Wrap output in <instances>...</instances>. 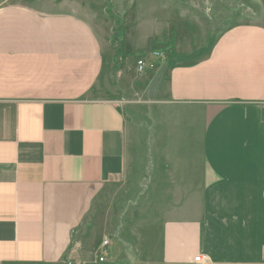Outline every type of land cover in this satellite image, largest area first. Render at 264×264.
I'll use <instances>...</instances> for the list:
<instances>
[{
	"label": "crops",
	"instance_id": "crops-1",
	"mask_svg": "<svg viewBox=\"0 0 264 264\" xmlns=\"http://www.w3.org/2000/svg\"><path fill=\"white\" fill-rule=\"evenodd\" d=\"M103 39L75 14L0 4V264L86 263L145 103L159 136L143 178L168 204L130 242L149 260L156 248V264H264V29L239 24L202 52L156 59L157 88L121 70L116 88Z\"/></svg>",
	"mask_w": 264,
	"mask_h": 264
},
{
	"label": "rangeland",
	"instance_id": "rangeland-1",
	"mask_svg": "<svg viewBox=\"0 0 264 264\" xmlns=\"http://www.w3.org/2000/svg\"><path fill=\"white\" fill-rule=\"evenodd\" d=\"M19 3L44 12L75 14L103 36L105 42L110 41L115 50L112 62L116 65L113 71L116 88H119L118 83L126 84L123 75L129 85H143L149 80V86L159 87L161 81L154 80L155 74L149 66L141 74L135 70L134 60L152 48L164 50L165 58L168 53L184 58L177 53L202 52L230 27L246 24L264 29V0H0V4ZM149 107L150 104L145 103L135 108V120L140 126L134 130L131 129L133 125L129 127L130 137L134 135L136 142L133 141L132 146L135 155L130 174L126 173L103 198L98 215L90 223L92 231L82 251L85 264H110L111 261L125 264L122 261L126 255L132 259L130 264H156L153 263L156 248L150 253L153 258L149 260L141 255L142 250L139 252V237L130 242L133 232L138 234V231L156 228L153 219L161 216L168 204L167 192L151 190V185L145 186L143 178L144 170L150 166L145 153L146 156L154 154L158 141L155 136H159L158 131L154 133V126L144 125V122L152 124L151 120L155 119V108ZM181 150L184 151L185 147L182 146ZM104 235L110 240L111 253L108 259L99 262L96 245Z\"/></svg>",
	"mask_w": 264,
	"mask_h": 264
},
{
	"label": "built area",
	"instance_id": "built-area-1",
	"mask_svg": "<svg viewBox=\"0 0 264 264\" xmlns=\"http://www.w3.org/2000/svg\"><path fill=\"white\" fill-rule=\"evenodd\" d=\"M163 51L164 50L158 48H152L146 53L139 55L135 59L136 72L141 74L146 67H151L156 59H163L166 56ZM150 58H152V60L148 62ZM109 244V238L104 235L96 248V255L99 262L105 261L106 251ZM193 260L197 263H205L209 259L206 255H196ZM67 264H82V261L73 259V261H68Z\"/></svg>",
	"mask_w": 264,
	"mask_h": 264
},
{
	"label": "trees",
	"instance_id": "trees-1",
	"mask_svg": "<svg viewBox=\"0 0 264 264\" xmlns=\"http://www.w3.org/2000/svg\"><path fill=\"white\" fill-rule=\"evenodd\" d=\"M114 36V35H113Z\"/></svg>",
	"mask_w": 264,
	"mask_h": 264
}]
</instances>
